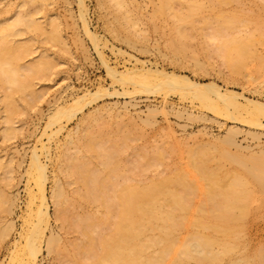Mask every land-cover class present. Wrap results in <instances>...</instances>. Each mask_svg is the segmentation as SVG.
<instances>
[{
    "label": "rangeland",
    "instance_id": "obj_1",
    "mask_svg": "<svg viewBox=\"0 0 264 264\" xmlns=\"http://www.w3.org/2000/svg\"><path fill=\"white\" fill-rule=\"evenodd\" d=\"M81 1L84 7L78 6L79 0H0V35L4 25L16 22L17 15L22 19L25 15L33 16L38 27L30 29L19 24L15 27L18 32L10 31L0 40L1 65L9 64L7 67L14 68L19 78L14 86L0 81V264H21L22 259L24 263L25 240L37 223L35 213L41 199L30 167L34 149L46 168L44 201L48 217L40 224L42 232L39 235L41 240L37 241L40 247L35 264L84 263V254L82 259H72L76 248L73 245L78 244L79 249L82 236L71 224L77 216L91 213V216L100 217L105 212L99 202L88 201L90 204H87L78 199L84 189L78 181L79 176L71 171L74 170L72 166L70 171L73 174L69 178L64 177L62 171L63 162L77 166V162L71 160L76 162L74 164L69 158L81 149L82 140L89 139L82 137L86 133H92H89L92 142L88 143L93 146L88 149L91 148L93 154L87 148L81 150L85 157L82 164L88 162L90 166L88 163L85 166L90 170H104L101 162H104L103 152L107 150L100 154L101 148H98L103 144L106 147L109 141L119 151V169L125 173L128 171L129 179L133 178V181L129 180L130 184L135 185L190 171L189 155L201 147H225L245 161L257 160L264 155L263 117L249 115L250 121L243 111L232 112L231 109L227 115H216L202 108L197 101L180 97L176 91L165 94L156 89L149 92L134 89L133 84L128 83L131 81L119 82L111 78L105 67L106 63L119 73L133 70L134 66V70L151 67L184 80L214 84L223 91L240 93L264 105V0H169V3L166 0L169 7L164 6L165 10L159 9L164 0H123L124 3L118 0V7L123 3L119 9L114 7L115 0ZM81 9L85 10H82L85 21L78 17ZM240 38L249 39L250 49H246L249 52L246 53V64L242 60L244 57L240 59L244 68L234 74L231 66L228 67L233 72L228 64L224 65L226 62L220 57L217 46L223 40ZM84 94L90 95L81 99L79 105L71 103ZM57 107L65 110L68 119L61 117L64 119L59 118V122L47 127ZM234 115L237 120L236 117L232 119ZM254 117L258 126L252 125ZM4 119L12 120V133L3 134ZM57 128L61 130L53 135L51 132ZM229 130L233 134L229 136L232 139L228 137L232 144L223 146L221 140L227 138L224 137ZM233 167V164L224 163L221 175L233 171ZM186 173L199 186L205 184L195 173L190 171L192 176ZM227 178H223L220 186L228 182ZM118 180L124 181L122 178ZM123 181L120 185L124 184ZM58 186L65 192L66 207L70 206L64 214L66 218L69 213L66 219H72L71 223L57 214L52 193ZM198 195L195 205L201 199L200 192ZM254 198L248 215L231 225L228 234L208 230L235 244L233 254L244 246L252 253L264 245V196L255 193ZM194 215V211L188 213L187 220ZM192 231L194 228L188 224L178 236L183 237L184 233ZM49 236H56L58 245L53 246L59 249L46 248Z\"/></svg>",
    "mask_w": 264,
    "mask_h": 264
},
{
    "label": "bare ground",
    "instance_id": "obj_2",
    "mask_svg": "<svg viewBox=\"0 0 264 264\" xmlns=\"http://www.w3.org/2000/svg\"><path fill=\"white\" fill-rule=\"evenodd\" d=\"M115 1L116 5L113 3L114 7H118V5H120V1ZM170 1L168 0V3ZM221 1L225 2L226 0H220L219 2ZM81 2L82 1L79 0L80 5L78 6L82 7L83 2ZM121 2H123V0ZM162 2L164 3H160L162 4V8H160L161 6H159L160 10H165L164 6L169 7L166 6V0ZM123 3L121 4V6H123ZM121 6H119L118 9L121 8ZM197 8H200V6ZM82 10L83 9H81L80 16L78 17L79 19L81 18L85 21V19H83ZM83 12H85V10H83ZM17 16L18 18L14 20L16 22L11 23L10 25H4L3 34L0 35L1 41L7 35L6 33L10 31L13 32L14 30L16 31L17 29H15V27H18L19 24H22L26 28L30 29L31 27H37V25L33 21V16L29 17L28 15H25V19V16H22L23 19L20 18L19 15ZM82 23L85 26V23ZM84 30L87 34L89 33L86 26ZM177 34L179 35V33ZM180 37H182V34ZM129 38L130 37L128 36L127 39ZM243 39L244 40H242L241 38L237 40H223V42L217 46V48L219 49V55H221L220 57H223L224 61L226 62V64L224 65L228 64L227 67L231 66L234 72L230 67L228 68L234 74L235 71L239 72L244 68H242L241 66H243V64L245 63L246 55L249 53L248 51H246V49H250L248 48V42L250 43V41L246 38ZM243 57L244 59H242ZM240 59H242L244 63ZM224 61L222 62L225 63ZM5 64L6 63H3L1 65L0 62V81H7L8 84H13L14 86V84L16 85L17 81L19 80V78H17L18 73L16 74V70L14 68H8L7 66L9 64L7 66ZM3 65L6 68H4ZM105 67L107 69V74L111 76V78H115L116 80H119V82L131 81L128 83L133 84L134 89L139 88L147 92L156 89L164 92L165 94L171 91H176L179 93L180 97H187L190 98L191 101H197L202 108L209 110L216 115L219 113H223V116L227 115V111L231 109V111L233 110L234 112L243 111L245 116L251 115L264 118L263 104L258 103L257 101H254L252 99L245 98L240 93L236 94L235 92L229 90L223 91L220 88H217L214 84H200L197 82L184 80L179 78L180 76L178 75L176 76L174 74H166V72L158 71L157 69L152 70L151 67V69H144L143 67L139 69L137 67L138 70H134V68H136L134 66L133 70L130 69L129 71H125V73L116 72L114 69L106 66V63ZM36 68L37 67L31 70L35 72L34 70ZM28 72L31 71L29 70ZM88 95L90 94H84L81 97L79 96L71 103L78 104L81 99H84ZM75 106H70V108H74ZM8 111L11 112V109H9ZM238 115L240 114H236V116ZM66 116L67 114L65 115V110L57 107L56 111L49 119V122L47 123L48 125L46 126L51 127L54 122L60 120L59 118ZM231 116H233V114ZM236 116L234 115L232 119ZM256 117L252 119L255 120L252 122H255L254 124L251 123L252 125L256 124ZM6 118L8 117L6 116ZM248 118L250 120V116ZM237 119L238 118L236 117V120ZM4 120V125L6 127L4 130L5 133L3 134H7L9 131H11L12 133L13 128L10 127L12 120H10L11 122L9 121V119ZM59 125L58 127H60ZM255 126H258V124ZM59 129L61 130V128H57L55 132L53 131L51 133H55L56 135L60 131ZM229 132L227 131V134L224 137L227 138L225 140H221L222 145L224 144L223 146L232 144L229 140V136H231L232 132L231 130H229ZM11 133H9L8 135H10ZM89 133L92 134L91 132ZM89 133H86L82 136L84 137V139L86 138V136L87 138L89 137V139H85V142L82 140V143L81 140L79 141L81 143V149L78 151V153L75 152V154L71 157L67 156L68 158L70 157V161L75 160L77 162V166L75 164L76 162L71 161L75 164V166H73L72 164H68L67 161L63 162L65 163V166H63L64 169L61 170L65 174L63 175L66 178H69L73 173L76 176H79L78 181L80 180L79 182H81L82 184H80V186L84 189V192L82 194H80L79 192L76 193V195L79 193L78 195L80 198L78 199H81L80 201L84 200L83 202H86L87 204H90L88 203V201H93V204L99 202L100 206L102 207L101 209L105 212L103 213V215H99L100 217H96L97 215L93 216V214L91 216V213H88V215H82L83 217H81V215L77 216L78 218H81L78 219L76 217L77 220L73 222L72 219L68 221L66 218L68 217L67 214L69 213H66V218L64 214V211L68 207H66L65 205L67 204L64 198L65 192L63 191L61 186H58L52 193V198L54 200L53 202L58 208V216L59 214L60 217L64 216V218L62 217L61 219H64L65 222L71 221L73 223L71 224L72 226L69 225L71 222L68 225L73 227V229L75 228L76 231L79 230L77 232H80L79 235L82 236L81 241L84 240V243H82L81 241L78 242L79 244H82L79 245L81 246L79 249L77 248L78 244L73 245L76 247L74 248L77 249H74V253L77 255L79 253V255L81 254V256L79 257L76 255V258H74L75 254H73L74 257L72 259H82V254H84V257L82 259V262L84 261V263H81L79 261V264H264V245L257 248L252 253H249V251L246 250V247L244 246L242 250H239L237 253L233 254L235 244L225 239L218 238L215 234L208 231L211 230L212 232L217 234H228L230 228L232 227L231 225L245 219V217L250 212L249 206L252 202L255 201V193L260 196H264L263 154L259 157L260 159L255 158L257 160L250 159L251 161H245V159H240L235 154H231L228 150L225 149V147H201L200 149L192 151L189 155V158L191 160L190 171L193 174L195 173V176L198 177L197 179L204 181L203 183H205V187L204 185L202 186L204 188L199 186L198 182L188 177L189 175L186 172H189L190 174V171L176 172L172 176L170 175L171 177L165 176L162 179L157 178L156 180H150L143 185H135L130 184L129 180H132L133 178L130 176L132 179H129L128 175L130 174L128 173V171L125 173L123 172V169L122 172L119 169L120 159H117L119 151L115 145L114 146L116 147V149L112 144L110 145L109 141H107V146L105 145L107 148L103 146V143V145H99L98 148H101L100 154L104 150H107L106 152H103L104 154L102 153L104 162H101V166L104 167V170H99L98 168H92L90 170V168L87 167L90 166L88 162H84V164H82L85 157H83V153L81 154L80 152L84 151V149L86 148L87 150L91 151V148L88 149V147L90 145L93 146V144L88 143L89 141L92 142V140H90L91 136L89 135ZM49 137H51V135ZM92 139L95 138L93 137ZM102 147H104L103 150ZM79 153L81 154V156H78ZM91 153L93 154V151H91ZM98 156L102 158L101 155ZM79 160L80 164H78ZM101 160H103V158ZM86 163H88V165ZM224 163L233 164L235 168L233 167L234 170H231L232 172L230 171L228 174H226L225 172L224 175H221L220 171L223 169ZM85 164L87 166H85ZM71 166L74 168V170H71L73 171V173H71L70 171V169H72ZM30 167L33 168L34 171L32 177L37 189L36 192H38L39 198L41 199V204L38 210L36 209L37 212L35 213L37 217V223L32 226V229L30 232H28L29 234L25 240L23 253H25L24 255H26V259L24 263H22V259L20 261L21 264H35L36 255L40 247H38L37 241L40 239L39 237L41 236L40 234L42 232L40 224L48 220L46 212L47 206H45L44 201V181L46 180V168L45 165L39 161L35 149L32 152ZM224 176L228 177L227 179L229 180L228 182L224 181L226 184L223 183L225 185L220 186V183L222 184L223 178H225ZM121 178L124 179V181L120 180L124 183H121L122 185H120V181L118 180ZM118 181L119 184H117ZM198 192H200L201 194V199L195 205L194 200L199 197V195L197 196ZM191 211H194L195 215H197H194L195 217L193 216V218L188 221L187 215ZM188 224L189 226L194 228V231H192L191 233H184L183 237L180 235L178 236V232ZM222 227H224V229H222ZM53 237L51 236L49 239L46 238L47 245L46 243L44 244L47 246L46 248H56L57 250L58 247L53 246L54 244L58 245L56 244V236ZM78 250L80 252H76Z\"/></svg>",
    "mask_w": 264,
    "mask_h": 264
}]
</instances>
